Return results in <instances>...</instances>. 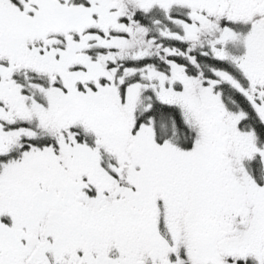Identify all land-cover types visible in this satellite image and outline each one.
Segmentation results:
<instances>
[{
    "label": "snow or ice",
    "instance_id": "snow-or-ice-1",
    "mask_svg": "<svg viewBox=\"0 0 264 264\" xmlns=\"http://www.w3.org/2000/svg\"><path fill=\"white\" fill-rule=\"evenodd\" d=\"M0 264H264V0H0Z\"/></svg>",
    "mask_w": 264,
    "mask_h": 264
}]
</instances>
